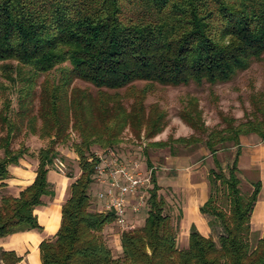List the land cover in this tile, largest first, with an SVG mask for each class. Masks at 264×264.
Masks as SVG:
<instances>
[{
  "label": "trees",
  "instance_id": "trees-1",
  "mask_svg": "<svg viewBox=\"0 0 264 264\" xmlns=\"http://www.w3.org/2000/svg\"><path fill=\"white\" fill-rule=\"evenodd\" d=\"M263 53L264 0H0L1 76L13 86L20 83L17 109L10 110L9 98L0 108V186L9 177L8 166L29 154L24 143L13 146L16 138L39 133L49 139L38 150L32 183L18 196L0 198V237L41 228L34 209L43 203L42 196L53 195L46 175L58 154L56 144L68 139L71 117L80 137L74 144L80 174L61 206L57 232L39 243L41 264H264V227L253 244L250 224L261 184L256 181L250 192H242L238 168L240 136L253 133L264 142L263 100L254 97L250 116L238 122L224 118L225 126L209 130L205 138L176 139L203 140L211 154L208 197L199 211L210 227L219 226L218 243L191 225L187 247H177V225L164 212L165 199L152 169L151 186L138 213L141 223L121 231V254L113 257L102 233L114 214L92 206L96 161L92 147L117 142L127 114L112 111L103 98L87 102L85 91L69 92L74 79L108 89L135 81L172 86L225 82ZM56 67L57 81L44 79L37 91L38 76ZM140 106H133L128 117L143 116ZM107 115L113 119L111 126ZM150 118L148 137L163 126L159 115ZM181 118L194 129L200 126L194 109L184 110ZM142 124L137 120L133 126ZM227 143L236 147V153L225 171L215 154ZM18 261L14 251L0 249V264Z\"/></svg>",
  "mask_w": 264,
  "mask_h": 264
},
{
  "label": "rangeland",
  "instance_id": "rangeland-1",
  "mask_svg": "<svg viewBox=\"0 0 264 264\" xmlns=\"http://www.w3.org/2000/svg\"><path fill=\"white\" fill-rule=\"evenodd\" d=\"M7 63H10V61H7ZM13 63L16 64V62ZM64 65H67V63L63 64V66ZM24 69L26 72L27 67H24ZM59 69V67H56L47 73L40 74L37 78L36 90L39 91V83L44 79H48L50 82L55 83L60 75ZM19 88L20 83H16L13 86L1 76L0 70V108L4 100L9 98L11 101L10 110L14 112L17 109ZM71 91H76L78 93L77 95H79V92H81V95L83 91H85L90 97V99L87 100L89 103L97 98L106 99V105L110 107L112 111L118 110V112H123L125 115L127 114L126 118H128V122L120 131L118 141L112 146L99 147L98 145H94L92 147L94 152L99 149L112 147L123 157L140 156L144 166L147 168L155 166L153 169L158 171V177L160 174L164 175L165 172H167L169 176L175 172L174 170H170V165L167 163V159H170L171 156L183 158L189 156L193 161L195 160L197 162L194 167H197L199 162L202 161L204 167L202 166L201 169H206L205 167L209 169L214 167V164L211 154L205 147L203 140L197 143H188L177 142L176 139L179 137L189 138L190 136L205 138L209 130L214 128L219 129L225 126L224 118L232 117L238 122L250 116L253 111L251 99L256 97L264 101V53L261 59L253 61L246 69L237 71L230 80L215 84L207 82L196 83L191 81L185 85L172 86L162 85L156 82L135 81L126 87L108 89L97 88L81 79H74L69 86V92ZM138 102H140L143 108V116L134 118V116L131 115L128 117V113L129 115L131 114L130 112L133 106H138L139 108L140 105H138ZM186 109L191 111L194 109L199 113L200 126H198L197 129L190 127L181 118V113ZM108 114L110 113L108 112ZM155 114L161 117V122L163 123L162 130L148 137L146 136V124L151 115L155 117ZM107 116V120H109L107 124L111 126L113 119H111L109 115ZM104 120L106 121V118ZM137 120H142L143 124L141 128L133 126V123H136ZM36 121V127L40 128L41 121L39 119ZM72 121L73 119L70 117L68 122L69 127L67 129L69 134V136H67V141L60 142L55 146L58 153L57 156L66 164L65 173L72 172L73 169L78 166V157L75 152L74 144L80 141V137L78 136L77 130L73 127ZM22 131L28 132V129L23 128ZM246 137L245 135H241L240 139L242 138L244 140ZM257 140L261 141L258 136ZM20 143H24L26 146H37L38 148L43 143L45 146L48 145L49 139L40 138L39 133H28L16 138L13 146H18ZM159 144L162 145L160 146ZM242 151L243 150H241V152ZM235 152L236 147L231 145V143H227L226 146L217 150L215 155L225 171H227V166L231 164ZM247 154L248 153L244 152L241 158L239 156L240 175L244 179L240 187L244 193L250 192L252 189L251 184L256 182L259 178L258 171L248 167L250 161H248L249 157ZM158 167L166 168L160 171ZM161 195L165 199L164 212L170 214L173 223L177 225L176 245L179 249H182L181 235L179 236L180 209L176 196L172 195V193L167 190ZM262 195L264 197V187ZM209 228L207 235H211L215 242L218 243V236L220 233L219 226H209ZM102 235L110 247L113 257L120 256L121 253H116L115 245L112 241L108 240L106 234L102 233ZM259 235L260 233L257 232L252 233L251 239L253 244H255Z\"/></svg>",
  "mask_w": 264,
  "mask_h": 264
},
{
  "label": "crops",
  "instance_id": "crops-1",
  "mask_svg": "<svg viewBox=\"0 0 264 264\" xmlns=\"http://www.w3.org/2000/svg\"><path fill=\"white\" fill-rule=\"evenodd\" d=\"M255 135L250 133L245 135L247 137L244 140L242 138L240 139L239 156L241 158L244 152L248 153V161H250L248 167L258 171L259 178L257 181H260L261 187L251 213L250 224L252 233H260V237L264 227V197L262 195L264 187V142L257 140V135ZM27 146L29 147V154L21 157L16 165L8 166L9 177L5 180V184L0 186V198L3 194L18 196L20 190L34 180L38 165L37 153L40 148L45 147V144H41L38 148L37 146ZM241 150L243 151L241 152ZM239 156L238 168L240 166ZM167 160V163L170 165V170H174L175 172L171 176L165 172L164 175L160 174L158 177V171H155L156 179L160 186L159 192L161 194L167 190L176 196L180 209L179 236L181 235V246L184 248L188 245V234L191 225H194L199 232L206 236L210 229L205 215L199 211V207L208 197L207 173L209 169L207 167H205L206 169H201L202 166L204 167L202 161L199 162L200 166L197 165V167H194L197 162L195 160L193 161L189 156L184 158L171 156ZM165 168L158 167L160 171ZM72 172H70L71 176H68L67 173L63 174L58 172L52 165L49 167L46 176L53 190V195L42 196L43 203L34 209L37 221L41 227L39 230L19 231L0 237V249L12 250L19 257V261L16 264H41L39 243L43 239L53 238L57 232L60 226L61 206L69 196L71 182L80 174L79 167H75ZM239 178L242 184L244 179L240 175V168ZM98 188L106 190L107 184L96 185L94 183L91 187L92 206L98 211H101L102 200H99L95 196ZM127 220L136 224L140 222V217L128 208ZM103 233L115 245L116 253L120 254L121 230L112 222L104 226Z\"/></svg>",
  "mask_w": 264,
  "mask_h": 264
},
{
  "label": "built area",
  "instance_id": "built-area-1",
  "mask_svg": "<svg viewBox=\"0 0 264 264\" xmlns=\"http://www.w3.org/2000/svg\"><path fill=\"white\" fill-rule=\"evenodd\" d=\"M94 156L93 182L96 185L107 184L106 190L98 188L95 192L96 198L102 200L100 210L112 211L113 223L121 231L135 227L138 222L127 220V209L138 214L144 207L153 167L144 166L140 156H120L112 147L99 149ZM51 165L58 172L65 173L66 164L59 156L54 157Z\"/></svg>",
  "mask_w": 264,
  "mask_h": 264
}]
</instances>
